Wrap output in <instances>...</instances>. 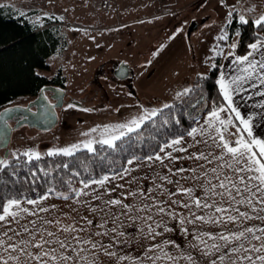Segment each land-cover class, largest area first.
<instances>
[{"label": "snow or ice", "instance_id": "obj_1", "mask_svg": "<svg viewBox=\"0 0 264 264\" xmlns=\"http://www.w3.org/2000/svg\"><path fill=\"white\" fill-rule=\"evenodd\" d=\"M246 2L247 0H233L229 3L228 0H219L220 7L227 9V23L231 24L235 19L242 25L251 24L258 31L254 42L248 45L249 51L242 56L235 54L236 44L229 45L232 51L227 56L232 57L230 63L234 65L236 74L228 76L221 73L216 83L222 100L219 104L213 102L203 122L196 121L198 127L179 132L159 144L153 153L143 157L131 155L122 167H110L109 172L101 176L89 174L87 178H83L81 172L72 169L68 160L75 162L73 158L81 151L96 155V145L116 153L126 140L133 139L134 134L135 139L142 141L144 137L141 129L146 124L156 127L157 118L162 116L163 110L171 109L174 105L165 104L161 109H144L138 117L129 121L93 127L82 133L88 137L85 141L48 151V157L68 158L56 165V168L70 172V177L62 181L67 185L68 191L61 192L50 185L45 193L38 194L36 198L24 195L19 189L12 195L0 196V264H107L100 260L101 255L115 259L117 264H122L124 260L136 264L133 258L121 257L111 251V242L106 244L103 239H97L108 236L109 233L114 234L112 239L123 236L124 233L118 229L125 217L143 221L152 239L162 235L156 229L172 231L165 225L164 217H179L181 224L186 222L196 225L200 222L216 225L223 230L216 234H194L198 245H203V255L213 257L211 264H264V135L256 131L264 128V100L253 103L252 107L261 111L251 114L243 112L236 101V97L241 100L264 98V12H259L254 19H250L257 9L255 5L245 6ZM218 39L227 42L229 36L222 29ZM211 51L213 60L217 56H224L220 45ZM212 67L216 68L217 65L212 64ZM193 92V88H185L176 94V98L183 100L191 97ZM244 93L249 95L245 97ZM199 100L200 97H197L192 106L195 107ZM10 111L0 114V123L5 126V116ZM169 123V119H163L164 126ZM175 123L179 125L180 121L177 119ZM187 138H191V143ZM200 144L204 145V150L198 147L195 152L189 150ZM175 153H187L188 159L202 163L194 168L179 166L178 161L183 157L174 155ZM21 157L29 164L43 159L40 152L32 149L14 151L11 154V159L16 162ZM100 158L104 159V156ZM157 164L160 168L167 169L173 178L157 172L154 167ZM173 164H177L175 169ZM141 167L152 169L156 177L153 180L157 190L155 194L137 186L135 189L122 191V198L114 197L112 193L118 188H126L125 184H114V181L131 177L127 182L133 183L136 178L132 177V173ZM9 168H12V174L15 175L16 168L9 158H0V173ZM39 171L46 177L51 175L44 168ZM184 172L190 175L180 176ZM36 176L33 171L34 180ZM177 176L179 179L175 178ZM72 178H79V188L73 186ZM157 180L160 182L157 183ZM181 180H185L188 186L182 184ZM166 185H174L175 190L167 189ZM31 190L36 191L35 188ZM198 190L200 195H197ZM165 194L168 199L161 198ZM177 196L184 199H172ZM52 197L70 202L68 207L75 216L58 210L55 204L46 205L45 202ZM129 197L139 203H125ZM116 208L119 212L112 211ZM177 209L186 210L187 215H182ZM41 213L58 214L49 219L41 216ZM33 216L38 219H28L22 223L27 217ZM65 220L68 222H64ZM110 224L113 226L109 227ZM208 240L213 243L209 245ZM167 243L169 242L163 241L149 249L155 253L147 256L150 264H179L181 260L196 264L190 254H170L162 246Z\"/></svg>", "mask_w": 264, "mask_h": 264}, {"label": "rangeland", "instance_id": "obj_2", "mask_svg": "<svg viewBox=\"0 0 264 264\" xmlns=\"http://www.w3.org/2000/svg\"><path fill=\"white\" fill-rule=\"evenodd\" d=\"M103 1L0 0V6L7 12L26 18L36 29L47 28L58 38L56 52L48 59L50 69L43 75L49 79L60 77L66 91L54 128L39 130L23 125L14 129L9 160L12 152L27 149L47 156L50 150L85 141L88 137L82 133L93 127L123 123L138 117L144 109L177 102L176 94L192 87L199 76L208 74L218 57L221 69L223 56L211 59V49L220 45L224 52H229L232 50L229 45H237V36L229 34L227 9L220 7L219 0H178L179 11L174 16L166 11L160 14L157 8L138 11L136 7L127 17L123 13L124 1L107 0L108 5ZM248 4L257 9L250 18L264 12V0H247L245 6ZM172 18L174 21H170ZM193 22L197 27L189 36ZM222 29L229 36L227 42L218 39ZM117 64L128 65L134 76L130 73L127 79L114 78L110 68ZM98 75L101 76L97 79ZM34 99L23 96L5 107L27 106ZM74 101L80 106L69 107ZM0 155H4V150ZM56 201L60 200L52 197L45 204ZM57 209L62 210L59 206ZM56 214L41 213V216L51 218ZM27 219L38 218L27 217L22 223Z\"/></svg>", "mask_w": 264, "mask_h": 264}, {"label": "trees", "instance_id": "obj_3", "mask_svg": "<svg viewBox=\"0 0 264 264\" xmlns=\"http://www.w3.org/2000/svg\"><path fill=\"white\" fill-rule=\"evenodd\" d=\"M257 31L251 24L242 25L235 19L232 21L229 25V34L231 37L237 36L236 55L242 56L249 51L248 45L256 39ZM58 45V38L47 28L36 29L24 17H17L0 6V108L20 97L34 96L47 85L63 87V80L60 77L49 79L43 75V72L49 71L48 59L56 52ZM220 59L221 57H218L216 60V68L205 76H199L191 87L194 89L191 97L179 99L171 104L174 105L173 108L164 109L162 116L157 118L156 127L146 124L141 129L144 137L142 141L135 139L134 134L133 139L126 140L116 153L96 145L98 149L96 155L81 151L73 158L75 162L59 156H44L41 161H34L31 164L23 157L19 162L10 160L16 168L15 175L12 174V168L0 173V196L12 195L19 189L24 195L36 198L38 194L45 193L50 185L61 192H67L68 187L62 181L70 177V172L56 168L57 164L68 160L72 169L81 172L83 178H87L89 174L101 176L108 173L110 167H122L131 155L143 157L145 154L153 153L159 144L179 132H186L190 127H195L197 124L195 122L208 112L213 102L219 104L222 100L216 83L221 71ZM197 97H200L199 103L193 107L192 102ZM164 118L170 121L167 126L163 125ZM177 119L180 121L179 125L175 123ZM101 156H104V159H101ZM41 168L51 175L44 176L39 171ZM33 171L37 174L35 180L32 177ZM72 179L73 186L79 188V178ZM33 188L36 191H32Z\"/></svg>", "mask_w": 264, "mask_h": 264}, {"label": "crops", "instance_id": "obj_4", "mask_svg": "<svg viewBox=\"0 0 264 264\" xmlns=\"http://www.w3.org/2000/svg\"><path fill=\"white\" fill-rule=\"evenodd\" d=\"M107 0H104V5L107 3ZM125 3L124 5V15L125 17L130 15V10L136 7H139L140 11L142 10H151L152 8H157L158 12L160 14H165V11L167 13H172L171 16H174L175 13H177L179 10L176 8V3L178 0H168V1H160V0H142L141 2H138L136 0H122ZM108 5V4H106ZM149 14V12H147ZM151 13V12H150ZM150 15V14H149ZM146 16V15H145ZM26 19V18H25ZM29 21V20H28ZM170 21H174V18H172ZM30 22V21H29ZM31 23V22H30ZM228 46L225 47L227 49ZM232 51V50H230ZM229 51V52H230ZM223 60H222V65H221V73H224L228 76L236 74L234 71V65L230 63L232 60V57H228L227 53L224 52ZM128 66V65H127ZM130 73L132 76H134L133 71H131L130 67L128 66ZM103 73V72H102ZM101 73V74H102ZM101 75L97 76L100 77ZM105 77V76H104ZM97 92L93 94V96H96ZM245 97L249 95V93H244ZM107 97V98H106ZM105 97V102L108 103L110 101V97L108 95ZM85 100V98H83ZM97 100V99H96ZM95 100V101H96ZM264 100L262 97H253L252 100H241L240 97H236V101L239 104L241 110L245 113H258L261 110L258 108H253L252 105L253 103ZM97 102L100 104L101 101L100 99L97 100ZM95 108H98L99 105H96L94 102ZM161 108V107H160ZM159 109V108H158ZM205 118V115L201 116L198 121L201 123L203 122ZM259 120V117H257ZM195 127H198L196 124ZM256 131L260 132L261 135H264V128H258ZM189 143H191V138H187ZM200 148L201 150H204V145L200 144L195 147L190 148L189 150L192 152H195L196 149ZM174 155H178L183 157L181 160L178 161L179 166H183L186 168H194L197 166L198 163H202L199 161H195L192 159L187 158V153H175ZM167 163V161H166ZM177 164H173L172 167L175 169ZM156 168L157 172H160L162 174H168L170 178H173L170 173L167 172V169H162L159 167V165L154 166ZM209 167H211L209 165ZM190 173L184 172L181 173L180 176L187 177L189 176ZM132 177H135V181L133 183L128 184V180L131 179V177H127L125 180H116L114 181V184H125L126 188L124 190L117 189L116 192L112 193V195L116 198H122L120 195L122 191H126L128 188L135 189L137 186L143 188V189H149L152 191L153 194L157 191L155 189V184L153 183V180H156V177L154 173L152 172L151 168L148 167H141L139 170L134 171L132 173ZM176 179H179V176L175 177ZM157 183L160 181L157 180ZM182 184H185V186H188V184L185 182V180H181ZM111 187V185H110ZM169 190H175L174 185H166L165 186ZM201 193L199 190L197 191V195H200ZM108 197L106 196L105 199ZM162 199H168L167 195L165 194L164 196L161 197ZM57 199V198H55ZM172 199H184L183 197H172ZM60 201H56L55 204L56 206H59L60 209L67 211L66 213H69L71 216H75V213L71 212V209L68 207V203L70 202H65L61 199H57ZM139 203V201L133 200L131 197H129L128 200H125V203ZM98 203V202H96ZM73 207H77V205H73ZM83 212L84 209H81ZM112 211L119 212V209H112ZM179 213L182 215H187L186 210L184 209H177ZM87 214V213H85ZM202 214V213H201ZM53 217L49 218L52 219ZM99 218H97L98 220ZM159 219V217H157ZM28 220V219H27ZM122 226L119 227L118 231L123 232V236H115V239H112L113 235L112 233H109L108 236H105L103 238L97 237V239H103L104 243H109L111 242L113 247L111 248V251L116 252L119 256L121 257H131L136 261V264H150V262L147 260V256L149 255H154L155 253L150 252L149 249L152 248L154 244H160L163 241H168L169 243L163 244L162 246L165 248L166 251H168L170 254L174 256H180L183 254H190L196 264H211V261L213 257L211 256H205L203 255L202 249L203 245H198V241L195 238L196 233H211V234H216L222 231L223 229L220 227H217L216 225L213 224H201L200 222H197L196 225L184 223L181 224L179 221V217L177 219H172L171 217H164V223L165 225L172 229L170 232H165L163 229H156L157 232H161L162 235L156 236L155 239H152L148 235V229L146 225L143 223V221L139 220H132L130 218H122ZM64 222H68L65 220ZM15 227V225H13ZM113 225H109V227H112ZM188 231H185V230ZM98 231H102L103 229H96ZM205 239H207L205 237ZM213 243L212 240H208V244L211 245ZM198 245V246H197ZM100 260L102 262H107V264H117V261L113 258H109L106 256L101 255ZM122 264H132L131 261L129 260H124ZM158 264H162V262H158ZM179 264H189L188 261L186 260H181L179 261Z\"/></svg>", "mask_w": 264, "mask_h": 264}, {"label": "water", "instance_id": "obj_5", "mask_svg": "<svg viewBox=\"0 0 264 264\" xmlns=\"http://www.w3.org/2000/svg\"><path fill=\"white\" fill-rule=\"evenodd\" d=\"M197 27L196 22H193L188 30L190 36L192 30ZM129 71L125 77L129 78L130 70L127 65L121 64L119 70ZM51 92V99L47 97L46 93ZM66 91L60 86L47 85L43 87L34 102L27 106H13L5 107L0 111V114L10 113L5 116L7 121L6 126L0 123V151L4 150V155L0 158L9 157V145L14 129L19 126L27 125L39 130H49L54 128L58 123L57 110L64 105ZM74 105L80 106L79 102H72ZM35 106L36 110H31ZM20 117L22 119H20ZM14 120L15 125L11 126L10 121Z\"/></svg>", "mask_w": 264, "mask_h": 264}, {"label": "flooded vegetation", "instance_id": "obj_6", "mask_svg": "<svg viewBox=\"0 0 264 264\" xmlns=\"http://www.w3.org/2000/svg\"><path fill=\"white\" fill-rule=\"evenodd\" d=\"M120 65H121V64H117L116 67H115V66H114V67H111V68H110V71L113 73V77H114V78L127 79V77H125V75H126L129 71L127 70V73H126V71H124V69L119 70ZM106 77L109 78V79L112 78V76L109 77V75H106ZM120 82H121V80L119 81V83H120ZM125 83H126L127 85H129V83H128L127 81H125ZM62 88H63V87H62ZM63 89H64V88H63ZM38 93H39V92H38ZM37 95H38V94L32 96V97H34L35 99L32 100L31 102H34V101L36 100ZM46 95H47L48 98L51 99V96H52V93H51V92H47ZM31 102H30V103H31ZM71 103H72V102H70V104H71ZM31 110L35 111V110H36L35 106H32V107H31ZM57 112H58V111H57ZM20 119H22V118L20 117ZM12 123H13V124H12ZM10 125H11V126H14V125H15L14 120L10 121Z\"/></svg>", "mask_w": 264, "mask_h": 264}, {"label": "built area", "instance_id": "obj_7", "mask_svg": "<svg viewBox=\"0 0 264 264\" xmlns=\"http://www.w3.org/2000/svg\"><path fill=\"white\" fill-rule=\"evenodd\" d=\"M160 1H168V0H160Z\"/></svg>", "mask_w": 264, "mask_h": 264}]
</instances>
